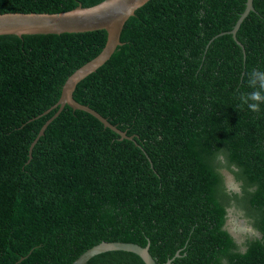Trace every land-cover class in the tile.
<instances>
[{
  "label": "trees",
  "instance_id": "1",
  "mask_svg": "<svg viewBox=\"0 0 264 264\" xmlns=\"http://www.w3.org/2000/svg\"><path fill=\"white\" fill-rule=\"evenodd\" d=\"M103 1L0 0V14ZM245 3L148 1L72 95L131 139L65 105L30 159L106 33L0 36V264H71L101 242L148 244L155 264H264V99L248 98L264 96L248 83L264 71V0L234 39ZM229 214L255 234L237 243ZM86 264L144 262L109 251Z\"/></svg>",
  "mask_w": 264,
  "mask_h": 264
},
{
  "label": "water",
  "instance_id": "2",
  "mask_svg": "<svg viewBox=\"0 0 264 264\" xmlns=\"http://www.w3.org/2000/svg\"><path fill=\"white\" fill-rule=\"evenodd\" d=\"M150 0H104L103 2L88 8L77 6L76 8L62 13H4L0 14V36L15 35H61L77 34L103 30L106 33V42L101 52L92 60L75 70L64 82L61 88L60 98L55 105L58 106L56 114L45 122L36 139L31 144L28 157L31 158V149L37 139L43 135L46 126L54 119L65 105L73 110L85 112L96 118L105 128L116 132L121 139H131L110 125L97 112L87 106L77 103L73 99L76 85L98 68L104 65L121 45L119 38L125 22L134 15L135 11ZM252 0H246L245 10L231 30L235 39V33L241 21L252 11ZM109 251H124L136 254L144 264H155L149 254V245L141 247L128 242H101L82 253L71 264H86V262L101 253ZM178 252L174 257H178ZM21 258L17 263H19ZM172 259L164 264H170Z\"/></svg>",
  "mask_w": 264,
  "mask_h": 264
},
{
  "label": "clouds",
  "instance_id": "3",
  "mask_svg": "<svg viewBox=\"0 0 264 264\" xmlns=\"http://www.w3.org/2000/svg\"><path fill=\"white\" fill-rule=\"evenodd\" d=\"M248 83L252 87H257L261 90H264V71H259L257 69H253L249 74ZM249 99H264V96L261 95L260 91H254L249 97ZM253 109L257 106L255 104L251 105Z\"/></svg>",
  "mask_w": 264,
  "mask_h": 264
},
{
  "label": "flooded vegetation",
  "instance_id": "4",
  "mask_svg": "<svg viewBox=\"0 0 264 264\" xmlns=\"http://www.w3.org/2000/svg\"><path fill=\"white\" fill-rule=\"evenodd\" d=\"M232 190V189H231ZM228 217H229V219L227 220V225H228V221H235V222H239V226H237V230H238V232H239V240H237V238H236V236L235 235H233L231 232H230V227H228V230H229V232L233 235V237L236 239V241H237V243H241V242H243V240H244V237H245V235H253V234H255L247 225H246V223H245V221L244 220H242V219H238V217L237 216H233V215H231V214H229L228 215ZM241 229H240V228Z\"/></svg>",
  "mask_w": 264,
  "mask_h": 264
},
{
  "label": "rangeland",
  "instance_id": "5",
  "mask_svg": "<svg viewBox=\"0 0 264 264\" xmlns=\"http://www.w3.org/2000/svg\"><path fill=\"white\" fill-rule=\"evenodd\" d=\"M227 182H228V188L229 189H232V190H236L235 189V187L233 186V184H232V181H231V179H229V180H227ZM238 219H240L239 217H238ZM228 227H230V232L233 234V235H235L236 236V238H237V240H239V232H238V230H237V226H239V222H235V221H228Z\"/></svg>",
  "mask_w": 264,
  "mask_h": 264
},
{
  "label": "bare ground",
  "instance_id": "6",
  "mask_svg": "<svg viewBox=\"0 0 264 264\" xmlns=\"http://www.w3.org/2000/svg\"><path fill=\"white\" fill-rule=\"evenodd\" d=\"M240 228V227H239ZM241 229V228H240Z\"/></svg>",
  "mask_w": 264,
  "mask_h": 264
}]
</instances>
